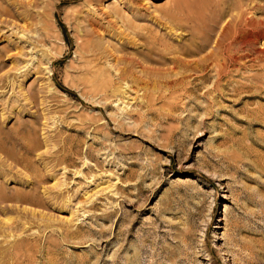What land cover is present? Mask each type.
<instances>
[{
    "label": "rangeland",
    "instance_id": "rangeland-1",
    "mask_svg": "<svg viewBox=\"0 0 264 264\" xmlns=\"http://www.w3.org/2000/svg\"><path fill=\"white\" fill-rule=\"evenodd\" d=\"M262 5L0 0V52H22L0 70V264H264V45L242 27ZM151 47L226 66L168 74Z\"/></svg>",
    "mask_w": 264,
    "mask_h": 264
},
{
    "label": "bare ground",
    "instance_id": "bare-ground-1",
    "mask_svg": "<svg viewBox=\"0 0 264 264\" xmlns=\"http://www.w3.org/2000/svg\"><path fill=\"white\" fill-rule=\"evenodd\" d=\"M99 1V0H98ZM119 1V0H118ZM261 1V0H260ZM122 2V1H121ZM17 4V3H16ZM28 4V3H27ZM258 4V3H257ZM29 6H30V2H29ZM260 6V5H259ZM255 8H257V7H255L254 6V9ZM253 9V8H252ZM176 10V9H175ZM175 10H173L172 11V14H171V16L168 14H166L168 17H172V18H175V16H176V12L177 11H175ZM256 10V9H255ZM4 11L7 13L8 11H11L9 8L8 9H4ZM175 11V15L173 14V12ZM257 11H263L264 12V7H263V5L261 6V7H258V9H257ZM178 12H180V10L178 11ZM185 13V12H184ZM188 13H190V12H188ZM24 14H25V12H24ZM26 14H27V12H26ZM28 14H29V12H28ZM178 15V14H177ZM183 15V14H182ZM25 16V15H24ZM27 17H29V15H26ZM187 16V15H186ZM27 17H26V19H27ZM89 17V16H88ZM181 17V16H180ZM183 17V16H182ZM188 17V16H187ZM25 18V17H24ZM190 19V18H189ZM187 20H188V18H187ZM25 21V20H24ZM27 21V20H26ZM87 21V20H86ZM159 21H160V19H159ZM241 21V20H240ZM27 23V22H26ZM89 23H91V21L89 22ZM88 23V24H89ZM159 24V23H158ZM240 25V24H239ZM238 25V27H237V25H236V27H237V32L239 31V29H241L243 26L245 27V28H247V29H249V28H255V29H257L258 30V32L256 33V37H255V39H256V41L255 42H257L258 43V41H261L262 43H263V45H264V32H262V30H260V28H262V26L264 25V23H262V22H257V21H255V20H246L245 21V24L243 23V25H242V27H240ZM163 27H165L168 31H169V33L170 34H173L174 32L173 31H176V30H174L175 28V26L173 27L172 26V24H171V26H169V22H168V24H165V25H162ZM91 27H92V31H90L89 32V35L91 36V37H93L94 35H99V38H104V37H102L99 33H100V28L99 27H96L95 25H93V24H91ZM89 29V28H88ZM254 29V30H255ZM244 30V29H243ZM253 30V29H252ZM252 30H250V31H252ZM241 31V30H240ZM239 31V32H240ZM245 32H248L247 30H244ZM29 32H31V31H29L28 30V28L24 25V26H22V28H21V30H20V33H22V34H26V33H29ZM103 32V31H102ZM236 32V31H235ZM255 32V31H254ZM231 34V33H230ZM237 34V33H236ZM249 34V33H248ZM23 35V36H24ZM242 35V34H241ZM253 35V34H252ZM236 36H238V34L236 35ZM243 36V35H242ZM226 37V36H225ZM240 37V36H239ZM244 37V36H243ZM95 38V37H94ZM237 38V37H236ZM253 38V37H252ZM0 39H1V37H0ZM227 39V38H226ZM239 40H240V38H239ZM249 40V39H248ZM254 40V39H253ZM241 41H243V39L241 40ZM245 41H247V40H245ZM252 41V40H251ZM120 42H122V40H120ZM237 42V41H236ZM239 42V41H238ZM253 42V41H252ZM193 43V42H192ZM206 43L207 42H204V43H200L199 44V42L197 43H195V44H192V45H180V44H178L177 45V47L176 46H170V45H168V44H165L164 42H160L159 40H156V41H154L153 42V44L156 46V47H163L164 49H163V51H167V52H169L170 54L171 53H179L180 54V52H186V53H190V52H192L193 51V49L195 48L197 51H203L204 49H205V47H207L206 46ZM251 43V42H250ZM247 44V43H246ZM245 45V44H244ZM18 46V45H17ZM16 47V46H15ZM176 47V48H175ZM222 47H223V44H222V42L221 43H218L217 44V46H216V49L219 51V50H221L222 49ZM152 48V47H151ZM155 48V47H154ZM193 48V49H192ZM21 49V48H20ZM148 49H150V48H148ZM194 49V50H195ZM19 49L18 48H16L15 49V51H18ZM147 50V49H146ZM156 50V51H155ZM155 50H153V48H152V50L150 51V50H148L149 52H147V51H145V50H141V51H138L137 53H138V55H140V56H142L143 57V59H148L149 61L150 60H152V61H154L153 60V56H155V57H157L159 60H163L164 62L165 61H170L169 63H171V65H172V68H171V70L169 71H167V73L168 74H171V73H174V71L175 70H187L188 68H195V67H197L198 68V72L199 73H203V72H206V69H208L207 67V65H206V63L207 62H209L210 61V65H212V67H215V69H217V72H218V74L217 75H222L223 74V71H224V69H225V66H226V64H225V66L223 65V64H220L219 63V61L217 60V59H213V58H215V57H218L217 56V52L216 53H212V54H210V55H207L206 57H204L203 59L201 58L200 59V61H198V63H193V62H190V61H184V60H182V59H180V58H177V57H171V58H167L165 55H164V53H163V51H161V50H158L157 51V49L155 48ZM11 50H6V52H4V51H2V52H0V70L4 67V66H6L5 64L6 63H3V60L5 59V58H9V59H11L12 61L10 62L11 63V69H10V72L11 71H14V70H17V68H19V66H17V63H16V59H17V57L18 56H21L22 55V52H18V54L17 55H15V56H12V55H9V53H11L10 52ZM19 51H22V50H19ZM108 51V49H106V51L105 52H107ZM155 51V52H154ZM221 52H223L222 50H221ZM12 53H13V51H12ZM16 53V52H15ZM108 53V52H107ZM108 54H110V53H108ZM184 54V53H183ZM220 55H223V53H220ZM109 56H112V54H110ZM45 57V56H44ZM113 57V56H112ZM218 59H220V58H218ZM114 61V64L112 63V62H109L110 64H113V65H111L110 67L111 68H114V70H115V72H117L118 74H119V76H120V78L121 77H124V76H126L125 78L127 79V77H131V78H133L131 81H133V83L135 82H137L138 81V83L140 82V80H141V78H136L135 77V75H134V73H132L130 70H129V68L131 67H135L136 65H138L139 63L138 62H136L135 60H123V59H114L113 60ZM158 61V60H157ZM167 61V62H168ZM166 62V63H167ZM108 63V64H109ZM109 64V65H110ZM120 64H124V67L123 68H119V66H120ZM193 65H195V66H193ZM194 70V69H193ZM132 71H133V69H132ZM149 71V70H148ZM10 72H8V73H10ZM29 73V72H28ZM140 73H142V74H145V73H147V70H146V72L145 71H141ZM152 73V72H151ZM227 73V72H226ZM163 74V73H162ZM200 74V75H201ZM137 75V74H136ZM8 75H5V78H6V80L8 79V77H7ZM133 76V77H132ZM202 76V78H205V74H203V75H201ZM138 77V76H137ZM141 77V76H140ZM221 77V76H220ZM2 79H3V77H0V82L2 81ZM125 79V80H126ZM129 80H130V78H129ZM143 81V80H142ZM137 83V84H138ZM139 85V84H138ZM129 88V87H128ZM119 89H121V88H118V89H116L115 90V94L116 95H118V94H121L122 96H125V95H127V94H129V91H131V89L129 88V90L128 91H125V92H121L120 93V90ZM133 92V91H132ZM134 93V92H133ZM23 95H24V93H23ZM25 97V96H24ZM118 97V96H117ZM26 99V98H25ZM87 99V98H86ZM26 101H28L27 99H26ZM12 110L13 111H15V112H17V107L16 106H14V107H12ZM3 115V114H2ZM3 117H4V115H3ZM45 121H48V118H46L45 117ZM15 143V142H14ZM49 140H47V142L45 143V148H46V154H49L50 152H52V150L54 149V147H52V148H50L49 147ZM27 149H29V148H27ZM30 150V149H29ZM65 160H67V157H65ZM56 179V178H55ZM65 185L62 183V182H60L59 180L58 181H56V183L52 186L54 189H61V188H63ZM6 187V186H5ZM7 192V191H6ZM44 193H46V192H44ZM3 197H4V195H3ZM3 199L4 198H2V197H0V202L1 201H3ZM5 200H6V198H5ZM7 202V201H6ZM8 210V209H7ZM23 212H29V210L27 209V208H24V210H23ZM33 213V212H32ZM34 214H35V212H34ZM42 217L43 218H47V216L46 215H42ZM71 218V217H70ZM73 218V217H72ZM74 219V218H73ZM72 221V220H71ZM3 222H4V225L5 226H8L9 224H12V222H13V220L12 219H4L3 220ZM10 227V226H9ZM222 250V249H221ZM224 254V253H223Z\"/></svg>",
    "mask_w": 264,
    "mask_h": 264
}]
</instances>
